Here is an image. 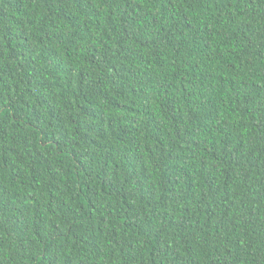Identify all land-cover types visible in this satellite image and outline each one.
<instances>
[{
	"label": "trees",
	"instance_id": "16d2710c",
	"mask_svg": "<svg viewBox=\"0 0 264 264\" xmlns=\"http://www.w3.org/2000/svg\"><path fill=\"white\" fill-rule=\"evenodd\" d=\"M0 264H264V0H0Z\"/></svg>",
	"mask_w": 264,
	"mask_h": 264
}]
</instances>
